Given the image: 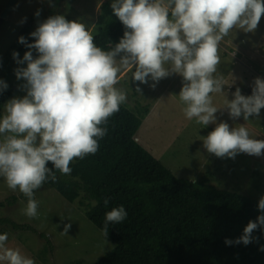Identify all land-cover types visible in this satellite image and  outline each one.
<instances>
[{
    "label": "clouds",
    "instance_id": "1",
    "mask_svg": "<svg viewBox=\"0 0 264 264\" xmlns=\"http://www.w3.org/2000/svg\"><path fill=\"white\" fill-rule=\"evenodd\" d=\"M111 7L125 31L108 50L97 46L84 23L53 15L30 33L34 43L19 37L29 49L22 59L13 52L17 64H27L15 69L17 79L26 81V95L11 98L0 116V177L27 198L23 214L29 218L39 215L35 190L48 180L56 182V171L70 175L74 159L98 151L99 140L107 134L103 125L127 102V93L117 85L118 74L128 69L135 68L134 81L151 80L153 88L173 74L183 77L178 97L186 118L204 127L215 125L202 140L208 153L222 159L240 153L264 156V140L255 138L245 124L233 127L216 116L226 109L232 120L259 117L264 78L254 79L251 95L237 87L223 108L214 105L212 96L224 91V79L216 75L220 42L235 28L255 32L264 16V0H113ZM7 87L0 80V93ZM135 91L142 90L137 86ZM109 203L105 198V207ZM258 210L261 214L248 222L239 238H226L227 245L258 242L253 233L264 229V196ZM127 216L123 205L107 211L105 235L109 224L122 223ZM8 240V233L0 234V264H35L19 248L9 247Z\"/></svg>",
    "mask_w": 264,
    "mask_h": 264
},
{
    "label": "rangeland",
    "instance_id": "2",
    "mask_svg": "<svg viewBox=\"0 0 264 264\" xmlns=\"http://www.w3.org/2000/svg\"><path fill=\"white\" fill-rule=\"evenodd\" d=\"M106 2L111 5L113 0H15L10 7V0H0V73L10 68L17 78L15 69L27 66L26 63L17 64L13 58V52H18L20 59L26 52L15 45L26 22L32 21L36 29L38 23L48 17L63 15L69 21L84 23L94 34L103 21L101 8ZM38 9L42 10L39 17L35 15ZM218 54L220 63L216 75L223 77L224 91L212 96L214 105L223 108L226 99L234 98L232 93L237 87L243 95H251L254 79L264 78V16L255 32L245 33L238 28L230 31L220 42ZM33 55L38 54L33 52ZM133 71L135 68L120 72L117 87L127 93V102L122 106L130 104L135 110L149 107V113L135 136L150 153L176 176L191 180L209 178L207 182L219 188L243 192L252 197L264 196V156L240 153L234 159H222L204 149L203 137L214 130L215 125L204 127L197 124L195 118H186L183 112L185 105L178 97L183 86L182 76L173 74L161 79L153 88L151 80L148 84L134 81ZM25 82L21 79L22 85ZM22 85L19 84L13 97L26 95ZM137 86L142 90L140 93L135 91ZM216 116L218 122L227 121L233 127L245 124L255 138L264 140V109H261L259 117L252 116L248 121H244L242 116L232 120L226 109L218 111ZM89 159L88 156L74 159L70 163L71 175L82 181L97 182L102 175L99 170H94ZM17 193L18 189L12 191L0 177V201ZM35 199L39 201L36 218L23 214L27 203L22 200L0 207V217L31 226L14 228L11 224L1 223L0 232L8 233L9 247L19 248L23 254L34 259L35 264H74L79 260L91 264L114 247L113 241L88 219L85 211L56 189L40 188L35 192ZM68 225L71 227L65 233Z\"/></svg>",
    "mask_w": 264,
    "mask_h": 264
},
{
    "label": "trees",
    "instance_id": "3",
    "mask_svg": "<svg viewBox=\"0 0 264 264\" xmlns=\"http://www.w3.org/2000/svg\"><path fill=\"white\" fill-rule=\"evenodd\" d=\"M101 15L103 21L93 34L94 42L108 50L123 37L125 26L107 2L102 4ZM31 22H26L19 32V37L24 36L28 43L35 42L30 35L35 31ZM19 37L15 42L17 48L29 51L19 43ZM0 80L8 85L0 93L2 116L4 105L22 84L10 68L0 73ZM148 113V106L135 110L130 104L121 105L103 125L107 134L99 140L98 151L87 155L102 179L82 181L56 171L57 181L48 180L41 187L54 188L70 202H76L103 232L105 213L113 207H125L127 218L108 225L107 236L114 247L91 264H264V251H260L264 246V229L253 233L258 242L225 243L226 238H239L248 222L261 214V197L216 187L207 182L209 178L191 180L176 176L136 139L135 133ZM47 167L53 168L52 162ZM105 198L110 200L107 207ZM19 200L27 203L19 192L1 200L0 207ZM1 223L31 228L8 217H0ZM74 264L85 263L79 260Z\"/></svg>",
    "mask_w": 264,
    "mask_h": 264
},
{
    "label": "water",
    "instance_id": "4",
    "mask_svg": "<svg viewBox=\"0 0 264 264\" xmlns=\"http://www.w3.org/2000/svg\"><path fill=\"white\" fill-rule=\"evenodd\" d=\"M15 0H10V3L8 4V7L12 6Z\"/></svg>",
    "mask_w": 264,
    "mask_h": 264
}]
</instances>
